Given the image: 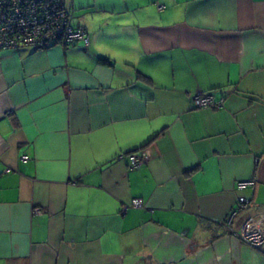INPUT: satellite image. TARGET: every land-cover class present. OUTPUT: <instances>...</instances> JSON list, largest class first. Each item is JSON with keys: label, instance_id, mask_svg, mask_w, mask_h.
I'll list each match as a JSON object with an SVG mask.
<instances>
[{"label": "crops", "instance_id": "1", "mask_svg": "<svg viewBox=\"0 0 264 264\" xmlns=\"http://www.w3.org/2000/svg\"><path fill=\"white\" fill-rule=\"evenodd\" d=\"M67 2L86 48L0 51V264H258L264 0Z\"/></svg>", "mask_w": 264, "mask_h": 264}, {"label": "built area", "instance_id": "2", "mask_svg": "<svg viewBox=\"0 0 264 264\" xmlns=\"http://www.w3.org/2000/svg\"><path fill=\"white\" fill-rule=\"evenodd\" d=\"M65 2V0H0V51L19 47L42 50L54 45L69 47L81 44L87 47L88 35L79 24H74L73 14ZM191 104L197 109L217 108L221 105V100L216 101L210 93H198L192 98ZM28 159L26 155L21 157L22 161ZM147 159L146 151L128 155L132 168L140 166ZM251 184L252 182H240L239 187ZM244 203L245 199L239 197L232 215L240 211ZM141 204V200H133L131 206L138 207ZM236 236L251 247L264 245V213H256L246 218Z\"/></svg>", "mask_w": 264, "mask_h": 264}, {"label": "trees", "instance_id": "3", "mask_svg": "<svg viewBox=\"0 0 264 264\" xmlns=\"http://www.w3.org/2000/svg\"><path fill=\"white\" fill-rule=\"evenodd\" d=\"M66 2H65V4H66V6L68 7V10L70 11V12H72V9L69 7V4H68V2H67V0H65ZM72 14H73V12H72ZM73 17H74V15H73ZM81 26V25H80ZM82 28H84L83 26H81ZM84 30L86 31V33H87V35H88V32H87V30L84 28ZM88 38H89V36H88ZM90 42V41H89ZM20 48V47H19ZM18 48V49H19ZM23 48H25V47H23ZM9 50V49H8ZM6 51V50H5ZM99 62L101 63V64H104V65H112V63L107 59V58H100L99 59Z\"/></svg>", "mask_w": 264, "mask_h": 264}, {"label": "rangeland", "instance_id": "4", "mask_svg": "<svg viewBox=\"0 0 264 264\" xmlns=\"http://www.w3.org/2000/svg\"><path fill=\"white\" fill-rule=\"evenodd\" d=\"M242 183V182H241ZM244 183H247V182H244ZM239 184L240 183H238V188L241 190V189H244L246 186H248V185H246V186H244V187H239ZM244 207V206H243ZM243 209V208H242ZM241 209V210H242ZM240 210V211H241ZM239 212V211H238ZM236 235H237V233H236ZM239 239V238H238ZM240 241H241V239H239ZM243 242V241H242ZM243 243H245V242H243ZM246 244V243H245ZM248 246H250L251 247V245H249V244H247ZM251 248H253V249H255V250H261V249H264V245H259V247H251ZM258 261V262H257ZM256 262L258 263V264H264V259H261V261H260V259H258Z\"/></svg>", "mask_w": 264, "mask_h": 264}, {"label": "clouds", "instance_id": "5", "mask_svg": "<svg viewBox=\"0 0 264 264\" xmlns=\"http://www.w3.org/2000/svg\"><path fill=\"white\" fill-rule=\"evenodd\" d=\"M89 45V44H88ZM84 48H86V47H84Z\"/></svg>", "mask_w": 264, "mask_h": 264}]
</instances>
